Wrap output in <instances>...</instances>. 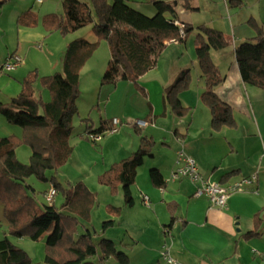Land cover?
Wrapping results in <instances>:
<instances>
[{
	"label": "crops",
	"instance_id": "crops-1",
	"mask_svg": "<svg viewBox=\"0 0 264 264\" xmlns=\"http://www.w3.org/2000/svg\"><path fill=\"white\" fill-rule=\"evenodd\" d=\"M126 1L138 12L148 15L149 9L150 15H154L149 1L147 10L136 8L137 0ZM164 1L175 6L178 24L206 25L224 33L231 43L224 51L212 52L211 59L224 77L215 93L231 108L235 125L212 130L209 109L200 102L204 83L197 70L195 81L191 79L187 89L179 95L181 104L190 112L181 119L168 113L163 99L164 89L180 71L189 69V63L197 65L193 35L183 44L169 42L176 44L182 56L176 63L177 67L185 68L174 77L157 75L161 80L154 90V93L159 91L156 98H150L148 84L140 85V93L146 97L148 107L143 121L146 124L135 126L140 135L132 133L129 127H125L126 132L118 133V129L113 133L118 134L115 138L122 143L115 158L103 170L134 153L140 136L154 142L151 156L146 157L137 169L131 186L133 205L124 206L121 190H117L115 197L111 194L107 201H99L90 224L99 233L100 221H112L102 236L127 255L129 264H264V91L242 83L233 53L235 46L255 37L253 25L264 30V0H238L236 6L231 4L232 0H192V10H186L181 0ZM60 4L62 8V0ZM51 5L49 0H41V3L35 0H0V62L12 55L22 60L11 73H0V103L9 102L20 93L21 81L30 71H43L44 75L62 71L68 40L58 33H47L41 25L43 17L55 14L51 13ZM25 14L34 15L38 24L33 28L19 26L17 19ZM155 68L141 76L135 86ZM119 86L117 83L114 87L118 89ZM110 99L111 96L106 107ZM116 117L109 121L118 122ZM87 119L86 123L82 122L81 134L86 132V125H92L93 129L98 127L102 118L96 124ZM3 122L0 116V129L11 133L12 130ZM130 124L135 125L132 121ZM76 135L70 140V158L75 153L71 142L78 141L76 150L81 143L88 141L80 134ZM157 146H160L159 150H155ZM181 150L194 160L203 178L229 188L236 187L229 194L225 208L215 209L206 198H194L195 185L188 180H171L174 161ZM152 168L162 175V188L152 186L149 179ZM231 172L235 173L221 182L222 177ZM253 176L256 180L250 185L242 183ZM144 197L148 198L147 205L143 203ZM103 203L105 209L101 207ZM109 207L117 208V213ZM251 232L257 235L245 236ZM43 241L42 238L36 242ZM39 256L38 264H42L44 252Z\"/></svg>",
	"mask_w": 264,
	"mask_h": 264
},
{
	"label": "trees",
	"instance_id": "trees-1",
	"mask_svg": "<svg viewBox=\"0 0 264 264\" xmlns=\"http://www.w3.org/2000/svg\"><path fill=\"white\" fill-rule=\"evenodd\" d=\"M186 10H192V0H181ZM62 0V14H50L42 18L41 25L47 33L61 36L72 34L91 26L92 32L106 42L109 62L100 80V86H115L119 82L137 84L141 76L155 68L157 59L166 43H185L194 36V52L204 90L200 102L207 107L211 116V128L217 131L233 127L235 121L231 108L222 102L215 89L223 83L224 77L211 59L212 52L224 51L230 47L224 33L206 25L192 27L178 24L175 6L164 0H149L154 15L148 17L133 9L126 0ZM238 0L231 4L238 5ZM22 27L33 28L38 24L32 14L17 19ZM254 38L233 48L235 62L244 85L264 91V30L253 25ZM96 44L83 39L68 43L62 71L38 78L36 71L29 72L21 81L20 93L7 103H0V116L12 126L22 129V138L0 137V205L3 218L14 238H27L33 242L44 239V261L42 264H129L127 255L118 250L114 243L103 237V232L112 225L104 222L100 232L90 224L95 195L79 182L66 189L55 177L69 160L74 136L73 121L78 115L76 102L79 98V71L95 51ZM191 81L189 69L180 71L173 82L164 89V102L168 113L177 119L185 117V108L179 95ZM39 82V90L34 85ZM42 90L50 98L42 100ZM89 119H83L86 123ZM86 132L80 134H105L112 126L111 121L101 119L98 127L86 125ZM136 134L139 129L134 128ZM94 143V142H92ZM26 145L30 150L28 163L17 160L15 147ZM154 142L140 136L137 150L129 157L113 164L98 178L101 185L110 187L111 194L120 187L124 206L131 207L133 198L131 186L136 172L144 159L151 156ZM235 172L224 175L225 182ZM29 178L50 184L61 192L63 202L57 208L39 204L36 192L27 183ZM149 179L155 188H162L164 180L159 170H149ZM56 196V195H55ZM108 209V207H107ZM117 213L118 209L109 207ZM255 222L258 218L255 216ZM257 235L256 232L245 236ZM0 264H32L24 250L14 246L7 237L0 240Z\"/></svg>",
	"mask_w": 264,
	"mask_h": 264
},
{
	"label": "rangeland",
	"instance_id": "rangeland-1",
	"mask_svg": "<svg viewBox=\"0 0 264 264\" xmlns=\"http://www.w3.org/2000/svg\"><path fill=\"white\" fill-rule=\"evenodd\" d=\"M80 1L87 4L90 3L89 0ZM137 1L138 4L135 6L136 8L147 10V2L149 0ZM49 3L52 4L51 13L58 15L62 14L60 0H49ZM147 12L148 15L151 14L149 9ZM91 30V26H87L69 35H60L61 37H64L63 39L68 40V43L78 38H84V40L88 41L89 43L96 44L95 51L93 52L91 58L79 71V98L76 102L78 115L73 121L74 134L76 135L82 133L81 131L83 130V124L81 118H90L96 124L100 118L111 120L113 116H117L116 118L119 120V124L117 126L119 129L118 133L122 132L123 130V132H126L127 130L125 127H129L128 129H130L131 132H135L134 128L136 125H131L130 122L132 121L133 123H136L137 121H144L148 111V107L144 99L146 97L140 93V87L148 84V87L150 88V98H156V95L159 93V91L158 93L157 91L154 93V90L157 88L158 81L161 80V78H159L157 75L165 77L166 75L170 74L174 77L181 69L185 68L184 66L179 69V67H177L178 65H176L177 61L182 56L180 55L176 44L169 43L159 55L155 70L145 76L143 80H140L138 82V86H135L134 83L130 82H119L120 86L118 89H116L114 86L101 87L100 80L110 59L109 50L106 42L99 40L96 36H94ZM76 36L79 37L77 38ZM85 37L89 38L90 41ZM58 49L59 48L57 47V51ZM188 68L190 70L191 79L195 81V70H197L199 73L198 66L196 64L189 63ZM36 73L38 78L49 76L47 74L44 75L43 71H36ZM34 88L35 90H39V82L35 83ZM41 92L42 100L47 102L50 98L49 93L46 90H42ZM110 96V102L106 107L107 100ZM3 123L7 125V127H9L12 132L7 134V132L0 129V137L13 136L18 139L22 138L21 128L6 124L5 121ZM116 135L118 134H113L110 132L105 133L98 142L92 143L89 140L85 141L81 143L76 150L75 146L78 145V141L71 142L75 153L55 175L56 179L66 189H69L82 181L81 183L87 187L88 191L95 195L96 201L93 206L91 216L93 213L97 212L99 201L105 202L111 195V188L101 185L98 181V178L101 174H103V172H105L103 171L104 167L106 168L107 164L115 158L117 149L122 143V140L120 141L115 138ZM159 149L160 146L155 148V150ZM15 154L19 162L24 164L28 163L30 150L26 145H18L15 147ZM109 167H107V169ZM27 183L35 190L38 203L47 204L44 199V194L50 189V184L37 181L34 178H29ZM118 191L120 192V187L118 188ZM112 196L115 197L116 193L112 194ZM53 200L55 201V206L60 208L63 202L61 192H58ZM101 207L102 209H105L106 205L103 203ZM103 221L104 220L100 221V226L102 225ZM4 237H7L14 246L27 252L32 260V264H38L37 260L40 257L39 255H41L42 251H45L43 242H33L27 238L18 239L11 236L9 234V228L3 218V208L0 205V240Z\"/></svg>",
	"mask_w": 264,
	"mask_h": 264
},
{
	"label": "built area",
	"instance_id": "built-area-1",
	"mask_svg": "<svg viewBox=\"0 0 264 264\" xmlns=\"http://www.w3.org/2000/svg\"><path fill=\"white\" fill-rule=\"evenodd\" d=\"M37 3H41V0H35ZM22 60L17 55H12L8 59L0 62V73H11L14 71L20 64ZM145 122H137V127L145 126ZM112 128L108 131L110 133H115L117 131L118 122L113 120L111 123ZM106 132V133H108ZM103 134H87L85 135L86 139L91 142H98ZM186 179L193 185H195V190L193 193L194 198H206L212 208L223 209L226 206V201L229 194L235 190L229 188L226 185L216 182H210L207 179L203 178L198 171L197 165L193 159L187 157L183 151L177 152L175 168L171 175V180ZM256 180V177L245 179L242 181L245 185H250ZM56 192L53 188H50L45 195V201L47 204H52L53 198ZM143 203L148 204V198H143ZM169 262V259H168Z\"/></svg>",
	"mask_w": 264,
	"mask_h": 264
},
{
	"label": "bare ground",
	"instance_id": "bare-ground-1",
	"mask_svg": "<svg viewBox=\"0 0 264 264\" xmlns=\"http://www.w3.org/2000/svg\"><path fill=\"white\" fill-rule=\"evenodd\" d=\"M167 44V43H166ZM138 122H143V121H138ZM111 123H112V121H111ZM137 123V122H136ZM136 123H135V125H136ZM118 130V129H117ZM117 132V131H116ZM50 188H53L52 186H50ZM54 189V188H53ZM56 192V191H55ZM57 194V193H56ZM55 194V195H56ZM45 195H46V193L44 194V199H45ZM55 197V196H54ZM54 199V198H53ZM197 199V198H196ZM54 201V200H53ZM53 203V202H52ZM48 205H51V204H48Z\"/></svg>",
	"mask_w": 264,
	"mask_h": 264
}]
</instances>
